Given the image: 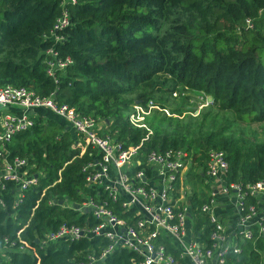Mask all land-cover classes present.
<instances>
[{
    "label": "trees",
    "instance_id": "obj_1",
    "mask_svg": "<svg viewBox=\"0 0 264 264\" xmlns=\"http://www.w3.org/2000/svg\"><path fill=\"white\" fill-rule=\"evenodd\" d=\"M63 10L69 23L57 32L62 40L44 38ZM51 46L70 60L55 71V80L45 72L44 51ZM5 86L50 96L77 115L104 122L105 133L122 148L140 144L141 163L128 174L143 169L152 181L143 165L146 153L185 150L191 157L185 175L193 187L185 203L191 235L206 244L211 226L200 207L208 195L198 186L207 151L223 152L226 182L252 183L264 170V126L248 137L235 125L264 122V0H0V87ZM176 88L210 102L194 117L183 114L191 97L178 94L179 103L173 102ZM135 100H169L176 117L152 110L147 127H134L127 114ZM29 117V127L0 143L3 159H24L27 173L40 174L17 200L12 181L0 190V264H74L87 254L97 256L106 245L100 237L40 244L61 224L96 223L89 211L58 205L66 200L77 205L82 193L93 195L82 168L95 150L62 119L36 111ZM177 189L174 185L172 200ZM98 191L117 216H131L132 209H120L121 198L110 201ZM159 242L179 260L178 250ZM18 243L29 252L17 250ZM238 246L239 252L224 255L225 264L264 263V236L238 239ZM138 263L137 254L119 249L99 264Z\"/></svg>",
    "mask_w": 264,
    "mask_h": 264
},
{
    "label": "built area",
    "instance_id": "obj_2",
    "mask_svg": "<svg viewBox=\"0 0 264 264\" xmlns=\"http://www.w3.org/2000/svg\"><path fill=\"white\" fill-rule=\"evenodd\" d=\"M69 1L74 3V0ZM68 23L67 13L63 10L44 38L48 37L54 42L62 40L57 32L62 31ZM246 24L250 27L248 20ZM44 56L46 75L53 80L55 71L63 70L70 63L68 58L58 57L52 46L44 51ZM10 107L21 111L18 114L8 112L6 109ZM38 108L46 109L62 119L76 136L95 150L91 160L82 168L87 171L85 186L93 189V195L72 207L61 204L78 212L89 211L96 223L89 228L61 224L44 235L41 246L58 240L100 237L106 245L98 251V255L87 254L74 264H99L119 249L137 254L138 264H225L227 251L239 252L238 239L264 236V170L262 177L252 183L226 182L227 163L223 152L208 150L203 176L209 180L210 188L208 202L203 203L200 210L206 214L211 226L207 236L209 242L204 244L197 238L184 240L188 209L185 203L182 204L187 195L182 172L188 170L191 158L185 150L146 153L143 165L151 170L152 181L145 179L143 169L128 174L127 171L134 165L141 163L137 159L140 144L122 148L120 143L105 133L104 122L77 115L66 104L53 102L50 96L40 98L26 88L10 86L0 87V143L7 141L15 131L29 127L32 123L30 113ZM153 108L155 104L151 100L144 104L133 102L127 121L134 127H142L141 121ZM24 166V159L14 158L7 162L0 155V190L4 189V182L12 181L16 200L29 186L36 184L40 176L39 173H27ZM174 185L178 186L177 198L172 200L170 194ZM99 188L110 201L121 198L120 209H132L131 216L125 220L111 211L106 206V199L101 197ZM246 198L250 200L248 203L244 202ZM219 199L226 200L237 214L233 229L231 227L228 231L215 213ZM159 240L168 242L178 250L179 260L174 259ZM16 247L17 250L29 252L25 244L18 243Z\"/></svg>",
    "mask_w": 264,
    "mask_h": 264
},
{
    "label": "rangeland",
    "instance_id": "obj_3",
    "mask_svg": "<svg viewBox=\"0 0 264 264\" xmlns=\"http://www.w3.org/2000/svg\"><path fill=\"white\" fill-rule=\"evenodd\" d=\"M178 94H180L181 97H183L185 95L191 97L190 100H187L186 104L183 106L182 113L183 114H189V115H191L193 117L197 115V112H198V110L201 107H205L210 102V97H208V96L201 95V94L199 95L197 93H193V92H189V91L182 92L178 88L175 89L174 94L173 93L171 94V97L174 98L173 102L179 103V100H177L178 99V97H177ZM135 101H138V100H135ZM170 103L171 102L169 100L168 101L164 100V101H162L161 104L154 102L155 108H153L152 110H156V111H158L160 113H164L168 117L174 118V117H176V114L173 113V112L171 113V111H170L171 110L170 109L171 108ZM130 110H131V108H130ZM130 110H129V112H130ZM152 110H150L144 116L143 120L141 121V124L144 127H147L146 118H147V116H149L151 114ZM129 112H128V114H129ZM49 115L54 116L51 113H49ZM235 125L237 127V131H242V132L245 133V136L250 137L249 131L256 130V131L260 132L261 127L264 126V122L261 125L258 124V123L244 124L242 122L235 123ZM183 184L186 187L188 185L189 191L192 192V188L193 187H192L191 183H189L187 180H184ZM209 188H210L209 180L207 178H204L202 180V184L200 186H198V189H200L201 191L203 190L204 193H206ZM186 196L187 195H185V197ZM86 197H88L87 194H83V193L81 194V198H86ZM66 204H67V206H70V207H72V205H73L71 202H69L67 200H66ZM185 228H186V231L188 232V229H189V221L188 220H187V222L185 224Z\"/></svg>",
    "mask_w": 264,
    "mask_h": 264
},
{
    "label": "crops",
    "instance_id": "obj_4",
    "mask_svg": "<svg viewBox=\"0 0 264 264\" xmlns=\"http://www.w3.org/2000/svg\"><path fill=\"white\" fill-rule=\"evenodd\" d=\"M8 112H11V113H15V114H18L21 110L18 109V108H14V107H10L8 109H6ZM36 111L37 113H41L43 114L44 116H48L49 115V112L45 109H42V108H39V109H35L33 110L32 112ZM191 165V164H190ZM190 165L188 166V170L186 172H182V175H183V181L184 180H187L185 178V175L186 173L190 170ZM201 176H202V180L205 178H203V175L201 173ZM183 187H185V189L187 190V195L189 196L192 192L189 191V188H188V185L187 187L183 184ZM208 192H209V189L207 190V195H208ZM181 198V196H180ZM186 199L187 197H184L183 200H182V204L183 203H186ZM181 205V204H179ZM215 213L216 215L222 219V222L224 223V226L226 228V231H228L229 229H233V225L235 223V219H236V212L235 210L233 209V207H231L230 205H228L227 201L226 200H223V199H219L218 200V205L215 209ZM187 220L189 221V229H188V232L186 231V228H185V236H184V240H190L191 238H193V236L191 235V220H190V217L189 215L187 216L186 218V222ZM186 224V223H185ZM196 238V237H194Z\"/></svg>",
    "mask_w": 264,
    "mask_h": 264
},
{
    "label": "water",
    "instance_id": "obj_5",
    "mask_svg": "<svg viewBox=\"0 0 264 264\" xmlns=\"http://www.w3.org/2000/svg\"><path fill=\"white\" fill-rule=\"evenodd\" d=\"M139 101V100H138ZM138 101H134V103H138ZM59 204H61V201H58V205ZM75 206V205H74ZM85 211H87V210H85ZM36 242V241H35ZM262 264H264V263H262Z\"/></svg>",
    "mask_w": 264,
    "mask_h": 264
},
{
    "label": "clouds",
    "instance_id": "obj_6",
    "mask_svg": "<svg viewBox=\"0 0 264 264\" xmlns=\"http://www.w3.org/2000/svg\"><path fill=\"white\" fill-rule=\"evenodd\" d=\"M202 175H203V172H202ZM204 177V176H203Z\"/></svg>",
    "mask_w": 264,
    "mask_h": 264
}]
</instances>
